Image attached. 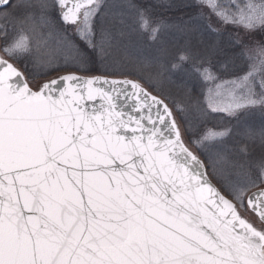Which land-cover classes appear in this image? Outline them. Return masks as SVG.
<instances>
[{
    "label": "snow or ice",
    "instance_id": "6c2138e0",
    "mask_svg": "<svg viewBox=\"0 0 264 264\" xmlns=\"http://www.w3.org/2000/svg\"><path fill=\"white\" fill-rule=\"evenodd\" d=\"M201 2L224 24L264 30V0ZM128 13L138 32L161 39L166 26L134 0H0V264H264V127L244 130L243 162L202 159L173 108L139 80L69 72L33 87L14 63L51 70L56 53L91 72L96 53L118 71ZM254 51L259 67L224 82L228 103L210 102L206 114L264 113V45ZM163 52L151 57L161 69ZM193 59L180 51L169 68ZM193 69L219 97L211 63Z\"/></svg>",
    "mask_w": 264,
    "mask_h": 264
},
{
    "label": "trees",
    "instance_id": "16d2710c",
    "mask_svg": "<svg viewBox=\"0 0 264 264\" xmlns=\"http://www.w3.org/2000/svg\"><path fill=\"white\" fill-rule=\"evenodd\" d=\"M134 2L150 4L153 9V16L166 26L161 39L158 42H152L146 35L136 30L134 14L128 13L126 15V35L118 38V41H121V44L126 46L127 41H130L129 39L139 40L143 51L146 50L147 46L154 43L152 52L149 55L150 65H145L144 60L143 62H136L132 58H124L117 55V53L115 55L122 64L118 71L111 70L110 62L108 70H105L104 65L100 63V56L96 53H90L91 57L95 59V64L89 65V67L93 68L91 72H78L75 67H64L62 57H59V61L55 64L57 66L50 71L36 70L35 66L37 65L34 66L31 62H21V65L30 80L50 79L57 74L68 72L138 79L149 87L153 93L162 97L173 108V111L177 113L188 129V122H192L193 116L196 114L194 112L204 113L202 107L204 83L200 74L194 71L193 65L199 66L200 61H203L204 65L208 66L210 62L212 70L221 69L223 73L238 75V72H241L239 70L246 65V61L241 55V48L238 44L233 43L236 37L232 33L219 29L218 25H216V20L211 15L204 14L201 11L204 8V4L202 5L200 0H134ZM73 38L75 39V37ZM76 42L80 44L81 48H84L81 41L76 40ZM121 49L124 50L122 47ZM161 49L164 50L162 55L163 70L151 60V57L155 56ZM184 50L192 52L194 59L181 66V75L177 79L178 83L172 82L162 86L160 83L165 79L164 73L166 71H176L170 70V63L180 51ZM239 64H241L240 68H238ZM233 66L234 69L232 68ZM161 71L163 74L157 75ZM174 102L185 109V116L189 115V117H186V121L181 117V113L175 110ZM199 155L202 159L204 158L202 150Z\"/></svg>",
    "mask_w": 264,
    "mask_h": 264
},
{
    "label": "rangeland",
    "instance_id": "374dc122",
    "mask_svg": "<svg viewBox=\"0 0 264 264\" xmlns=\"http://www.w3.org/2000/svg\"><path fill=\"white\" fill-rule=\"evenodd\" d=\"M201 1V0H200ZM217 3L220 4H225L227 5L229 0H216ZM203 5V3H202ZM204 14L211 15L212 18H214L216 21V25H218L219 29L222 30H227L230 33H232L235 37L236 40L239 38L240 43L238 44L241 48V51L244 53L243 58L246 61V65L241 68L238 72V75L232 74V73H223V70H213V72L216 74L218 77L217 83H220L222 85L220 89V96L219 97H214L209 95V87H211L210 84L206 83L202 78V82L204 83V99H203V112H194L193 120L192 122H188V129L185 127L177 113L174 114L176 116L177 121L180 123L181 131L184 135V139L186 142H188V147L196 152L198 155L201 153V150L204 152H214V153H220L221 155H224L228 157L229 159H234L240 162H243V158L240 157L238 148L241 143L244 142V137L243 133L246 128H255L259 130L260 128L264 127V113H261L258 109H253L247 112H241L238 114L237 117H229L226 113H211V114H206L207 113V105L210 102H214L220 105L226 104L229 101V96H228V90H229V85L224 83L226 81H232L235 80L236 78L243 76L249 71L252 67L253 64H256L257 67H259V61L258 59H249V56L255 57L256 52L254 49L258 45H264V30H256L252 32H247L245 31L242 27L234 26L231 24H224L222 23L216 15L210 11V9L206 6L201 9ZM69 32L72 31L71 28L68 29ZM142 38V37H141ZM139 39V38H138ZM130 41H127L126 46H123L121 44V41L119 42L120 48L119 51L116 52L117 55L121 57H129L132 58L133 61H145V65H150L149 63V55L152 52V49L154 47L153 45L147 46L146 50L143 51L142 49V44L139 42V40H133L129 39ZM77 43V42H76ZM124 48V50L121 49ZM251 50V51H250ZM59 55L56 53H53V59H54V64L52 65L51 70L53 67H56L55 65L59 61ZM128 60V59H127ZM21 62H31L30 59L22 60L19 62H14L17 64V66L21 69H23V66L21 65ZM164 64V62H163ZM241 67V64L238 65V68ZM36 70H46L50 71L49 69L44 68L41 65L35 66ZM222 68V67H221ZM224 68V67H223ZM234 69V66L232 67ZM24 70V69H23ZM163 70V69H162ZM181 69H177L174 72H168L166 71L164 73V80L160 83L162 86H166V84L172 83V82H177L178 83V78L180 77ZM234 73V72H233ZM61 74H57L54 77L60 76ZM28 77V76H27ZM29 79V78H28ZM51 79V78H50ZM30 80V79H29ZM48 79H36V80H30L31 84L33 87L37 86L40 83L45 82ZM203 113V114H202ZM197 115V116H196ZM186 117H189L187 114ZM231 129V133L225 137H223L221 140L215 142L214 144L211 145H204L203 147L197 146L196 143L190 142V141H195L199 140L205 132H207L209 129H213L215 131H223L224 129ZM252 157L251 159L253 161L259 160L262 152L261 148L259 147V138H257L256 144L252 145ZM254 190V189H253Z\"/></svg>",
    "mask_w": 264,
    "mask_h": 264
},
{
    "label": "water",
    "instance_id": "95a60500",
    "mask_svg": "<svg viewBox=\"0 0 264 264\" xmlns=\"http://www.w3.org/2000/svg\"><path fill=\"white\" fill-rule=\"evenodd\" d=\"M78 74V73H77ZM64 75H66V74H64ZM78 75H81V76H89V75H82V74H78ZM58 78V77H57ZM54 79H56V78H54ZM128 79H131V78H128ZM132 80H134V79H132ZM146 88V87H145ZM147 89V88H146ZM148 90V89H147ZM149 91V90H148ZM150 92V91H149ZM152 93V92H151ZM153 94V93H152ZM153 95H155V94H153ZM157 96V95H156ZM159 97V96H158ZM161 98V97H160ZM214 183V182H213Z\"/></svg>",
    "mask_w": 264,
    "mask_h": 264
}]
</instances>
